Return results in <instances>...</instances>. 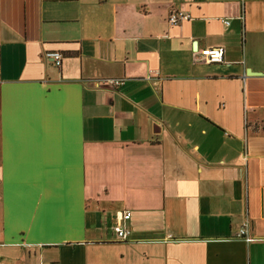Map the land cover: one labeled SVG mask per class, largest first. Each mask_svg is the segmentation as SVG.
<instances>
[{
    "label": "crops",
    "instance_id": "crops-1",
    "mask_svg": "<svg viewBox=\"0 0 264 264\" xmlns=\"http://www.w3.org/2000/svg\"><path fill=\"white\" fill-rule=\"evenodd\" d=\"M0 264H264V0H0Z\"/></svg>",
    "mask_w": 264,
    "mask_h": 264
},
{
    "label": "built area",
    "instance_id": "built-area-1",
    "mask_svg": "<svg viewBox=\"0 0 264 264\" xmlns=\"http://www.w3.org/2000/svg\"><path fill=\"white\" fill-rule=\"evenodd\" d=\"M189 19V16L183 12L172 11L169 15V23L175 25L183 20ZM201 58L204 62L209 64L221 63L224 60L225 49L222 47H209L200 52ZM46 58L53 61L57 67L62 64L63 56L59 52H49L46 54ZM106 84L111 86L123 85V81L120 80H109ZM130 212H121L118 215V222L115 227L117 239L119 241L127 240L130 235V229L127 227V222L131 218ZM238 237L244 239L246 242H252L254 239L248 237V225L245 223L238 233Z\"/></svg>",
    "mask_w": 264,
    "mask_h": 264
}]
</instances>
